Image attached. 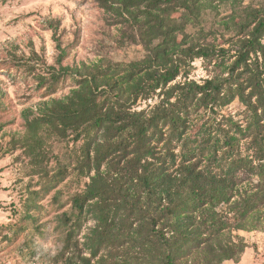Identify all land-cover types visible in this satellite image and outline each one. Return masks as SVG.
Here are the masks:
<instances>
[{"label":"trees","instance_id":"obj_1","mask_svg":"<svg viewBox=\"0 0 264 264\" xmlns=\"http://www.w3.org/2000/svg\"><path fill=\"white\" fill-rule=\"evenodd\" d=\"M95 1L122 33L119 42L147 50L128 63L72 68L62 65L59 46V69L28 67L48 95L67 78L75 82L65 99L27 117L20 140L46 185L57 188L72 174L88 180L61 217L60 257L68 264L239 261L248 246L233 234L251 219L264 230V0H219L230 13L210 29L204 13L221 16L213 0ZM196 60L209 73L201 83L189 79ZM235 102L242 110L225 113ZM66 137L76 146L68 170L51 173L44 146ZM177 198L180 205H169Z\"/></svg>","mask_w":264,"mask_h":264},{"label":"rangeland","instance_id":"obj_2","mask_svg":"<svg viewBox=\"0 0 264 264\" xmlns=\"http://www.w3.org/2000/svg\"><path fill=\"white\" fill-rule=\"evenodd\" d=\"M213 1L221 16L207 10L203 16L206 29L230 13L229 5ZM195 31L188 28L189 33ZM121 38L95 0H0V264H68L60 257L66 238L61 217L70 208L69 197L83 191L88 182L72 174L52 188L43 175L33 173V156L20 142L27 132V117L33 119L48 101L65 99L75 82L67 78L56 94L48 95L46 88H37L28 67L36 65V73L45 74L49 67L59 69V46L66 52L64 67L91 66L103 59L128 63L144 57L147 48L122 44ZM208 77L203 60H196L189 79L201 83ZM157 101L142 102L137 109ZM241 110L235 102L225 113ZM44 147L49 154L43 167L51 173L62 165L68 170V155L76 147L73 141L50 139ZM33 193H38L36 205ZM180 201L177 198L169 205H180ZM254 221L245 231L233 234L248 246L240 260L222 264H264V230L254 229ZM93 225H86L81 240Z\"/></svg>","mask_w":264,"mask_h":264}]
</instances>
